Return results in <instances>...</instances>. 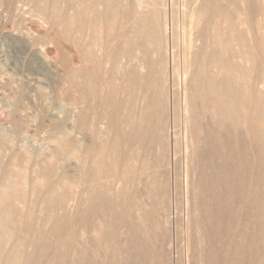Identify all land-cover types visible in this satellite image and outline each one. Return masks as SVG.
<instances>
[{
    "label": "bare ground",
    "instance_id": "6f19581e",
    "mask_svg": "<svg viewBox=\"0 0 264 264\" xmlns=\"http://www.w3.org/2000/svg\"><path fill=\"white\" fill-rule=\"evenodd\" d=\"M37 1L51 30L77 47L83 35L93 38L80 52L82 61L93 60L91 72L82 68L78 76L98 101L85 111L101 108L104 128L90 150L97 152L92 162L70 138L55 145L58 156L83 162L78 196L84 198L73 215L67 212L72 188L55 181V152L31 157L10 144L5 160L0 151V264H76L86 252L80 238L91 228L101 264H169L171 118L190 145L192 263L264 264V38L254 34L264 29V0H202L198 6L199 0H187L192 9L178 19L181 32L167 0ZM13 109L14 131L22 132L27 125ZM85 126L86 112L77 119L78 128Z\"/></svg>",
    "mask_w": 264,
    "mask_h": 264
},
{
    "label": "rangeland",
    "instance_id": "374dc122",
    "mask_svg": "<svg viewBox=\"0 0 264 264\" xmlns=\"http://www.w3.org/2000/svg\"><path fill=\"white\" fill-rule=\"evenodd\" d=\"M201 1L199 0L196 6L200 5ZM166 2L171 9L168 8V12L170 13L174 9L171 13H175L174 15L177 20L183 21L184 16L191 12L192 6L189 9L190 4L187 0H167ZM64 3V0H61V4ZM66 3L65 6L69 4ZM40 4L43 5V3L37 0H13L11 4L7 0H0V149L5 143L2 140L4 138H11L10 143H5V147L0 151L3 153L5 150L7 154H10L9 147L6 145L10 146V144H13L11 147H15V152L17 153L23 154L28 152V156L31 157H38L43 153V157L47 154L50 157L54 152L56 154L55 145L58 141L70 138L73 142V147L83 154L82 156L86 161L92 162L95 160L94 154L97 152L95 153V150H90L100 142L101 128L103 129L104 126L101 127V118H99L101 108L85 111L88 105H95L98 101L87 95L85 86L81 84L82 78L78 76V71L83 68L86 74L91 72L93 60L90 62L82 61L80 52L93 41V38L83 35L80 40V47H77L71 40L61 36V30L55 28L51 30V25L48 22L46 23L40 12ZM188 4L189 6H187ZM70 8L72 9L71 6ZM71 9H66V12L72 15L73 11ZM99 9L101 10L102 8ZM177 20L175 22L174 18L175 26L180 23L178 24L180 26L176 27L181 32L183 22ZM254 34L261 41V38H264V29L262 31L257 30ZM78 35L80 34L77 32L73 33L75 37H78ZM19 94L22 99L19 96L21 105L17 106L18 100L16 99H18ZM98 94L101 96V77L98 85ZM13 105L19 108L13 107ZM13 108H16L17 111L19 109L17 113L21 115L18 114L16 116L21 117V119L23 118L22 122H25L27 125V128L25 127V130L22 131L23 133L14 131L12 124L14 116L12 115V111H15V109ZM85 112L88 117L89 126L80 129L77 127V119L80 114ZM171 119L168 124L167 146L169 145V147H167V159L169 160L168 177L171 180L170 184L173 185H171V195L168 202L170 221L167 225L168 237L166 243L168 245H166V252L168 253L169 264H194L191 261V254L193 253L190 249L191 241L187 235L189 233L188 224L191 216L192 222H194L195 218L193 216L195 203L192 200L194 199V193H192V187H189L192 180H187L189 176L186 170L190 145L187 144L188 142L185 143L183 126L180 123L175 124ZM177 125L180 126L178 127L182 131L181 135V131L177 128ZM180 144L181 150L178 148ZM4 154L6 153L4 152ZM7 154L4 156L6 157L4 158L5 160L8 159ZM55 154H53L55 157L52 156L53 160L57 159L55 160L57 161L55 164L56 166L58 165V178L55 181L63 182L64 185L62 184V186L65 189L71 187L75 194L67 206V212L73 215L77 212L80 202L84 198L82 196L81 199L78 196L81 192L82 182L86 178L83 162L79 159L75 160L70 156L62 157L61 155L60 157V155ZM58 157L61 160H58ZM181 162L183 163L181 164ZM66 180L69 181L66 182ZM190 196H193L192 199ZM246 199L248 202V197ZM190 202H192V206L194 205L193 207ZM45 206L46 203H41L39 209V218L43 232H46L50 227L49 223L44 222ZM97 223L100 224V221L97 220ZM77 229L79 232L84 230L80 226ZM88 231L90 232H87L84 239L80 238L79 243V247L82 244V249L86 250L85 256L76 264H101V244L95 239L93 229L91 228ZM232 232H236L234 227H232ZM86 239L90 246L86 245ZM42 242L43 239L40 240V243ZM261 249L263 250L264 246ZM261 249L259 248L260 251ZM58 250L51 249V251L59 252ZM222 251L224 250L219 251L218 255L220 257L223 255ZM255 259H260V252L257 253ZM70 260L72 261V259L68 260L69 264H71Z\"/></svg>",
    "mask_w": 264,
    "mask_h": 264
}]
</instances>
